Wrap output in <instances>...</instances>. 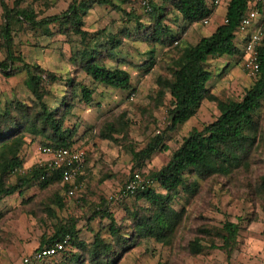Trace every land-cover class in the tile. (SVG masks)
<instances>
[{
	"label": "rangeland",
	"instance_id": "374dc122",
	"mask_svg": "<svg viewBox=\"0 0 264 264\" xmlns=\"http://www.w3.org/2000/svg\"><path fill=\"white\" fill-rule=\"evenodd\" d=\"M17 1L19 8L32 11L36 19H40L63 11L70 0ZM140 1L112 0L118 9L107 5L91 6L83 22L87 28L101 30L95 39L103 44L108 33H118L124 27L132 31L137 21L147 23L149 16ZM145 1L149 7L159 2ZM1 2L11 7L14 0ZM224 11L225 6H217L205 25L195 23L181 37L186 43L193 44L200 36H207L211 27L221 21ZM1 12L0 4V25ZM126 13H131L130 19ZM174 17L172 13L166 16L172 31L181 25ZM11 27L13 49L22 60L59 76L54 83L43 84L47 92L43 102L48 108L57 106L63 95L70 96L65 81L71 77L92 90V100L85 104L76 96L63 123V127L75 129V145L84 148L86 154L84 173L75 193L64 195L59 185L55 184L43 190L33 185L24 188L20 194L15 191L0 198V264H23L22 257L37 249L69 217L77 219L74 224L76 236L86 246L91 243L94 234L103 241L112 242L108 218L92 217L87 221L96 209L99 212L105 209L114 225L119 227L120 234L128 236L133 223L131 212L145 214L150 209L147 202L131 196L115 200L130 172L136 168L130 150H139L153 135L162 132L163 143L168 149L155 152L140 166L142 175L156 171L166 163L192 128L200 129L205 122L217 116L215 99L239 100L253 81V77L243 70L241 57L208 58L206 68L211 77L207 87L213 98L203 99L193 116L173 130H166L168 120L165 111L169 96L164 91V96L157 102L155 78L166 75L164 67L177 55V45L162 47L152 44L155 63L146 72L142 63L148 59L147 51L151 46L132 36L121 40L109 59H101L106 67L121 66L127 71L133 89L127 95L125 91L94 83L82 71L76 70L70 60L81 47L76 34L59 32L58 27L52 24L46 26L48 34L41 29H30L23 23H12ZM3 58L0 40V60ZM24 79L23 71L9 78L0 75V109L14 101L31 104L33 98L24 86ZM256 119L260 138L246 165L227 179H198L186 174L187 182H195L197 186L193 194L178 190L172 199V208H182L184 214L169 244L139 238L116 264H264V205L251 193L258 176L264 172V103L256 112ZM107 122L123 125L119 133L113 135L116 142L100 137ZM44 142L40 136L28 132L13 141L22 159L23 171L44 163L47 157L39 151ZM14 180L15 176L11 175L8 182L13 183ZM58 200L60 206L57 205ZM224 221L237 223L234 242L222 239L225 235L221 229ZM201 226L209 232L199 234ZM193 238L198 240V250L187 245ZM76 251L74 247L67 248L64 256L60 253L38 264L68 263L70 253Z\"/></svg>",
	"mask_w": 264,
	"mask_h": 264
},
{
	"label": "trees",
	"instance_id": "16d2710c",
	"mask_svg": "<svg viewBox=\"0 0 264 264\" xmlns=\"http://www.w3.org/2000/svg\"><path fill=\"white\" fill-rule=\"evenodd\" d=\"M0 4L2 10L0 40L4 52V58L0 60V75L9 78L18 71H23L24 86L33 98L30 105L14 101L4 104L0 109V198L15 191L20 194L24 188L33 185L43 190L55 184L59 185L64 195H68L69 189L73 190L69 196L75 193L84 171L70 182H61L62 168L49 169L44 163L33 165L23 171L22 159L18 156L13 141L22 133L28 132L43 138L47 146L81 147L75 145L73 139L75 129L63 127V123L76 96L85 104H89L92 100V90L82 83L75 82L71 77L65 81L70 96L67 98L65 97L67 95H63L57 106L48 108L43 102V97L47 93L43 84L54 83L59 80V76L40 68L37 64H29L22 60L13 49L12 23H23L30 29H41L44 34H48L46 26L52 24L58 27L59 32L76 34L81 47L70 58L76 70L82 71L94 83L125 91L127 95L133 91L127 71L117 66L106 67L101 59H109L120 41L132 36L151 46L147 51L148 59L142 63L146 72L155 63L152 44L157 43L162 47L177 45V55L164 67L166 75H158L155 78L157 102L159 103L164 96V91L169 96L165 111L168 120L166 130H173L193 116L203 99L213 98L207 87L211 77L206 68L208 58L243 57L241 45L234 32L240 18L248 9L247 0H224L225 12L221 22L216 24L207 36L199 37L193 44L186 43L181 36L191 25L201 23L203 19L207 23L217 6L213 0H159L158 4L150 6L147 10L149 16L147 23L137 21L132 31L124 27L118 33H108L107 40L103 44L95 39L101 30L93 32L83 30V18L94 4L118 9L112 0H70L63 11L40 19H36L32 11L19 8L17 0H14L11 7L2 2ZM170 13L175 14L174 19L181 23L179 29L175 31H172L166 22V16ZM126 14L130 19L131 13ZM256 51L257 71L252 76V83L243 91L240 99L236 101L215 99L217 116L212 121L205 122L200 129L192 128L172 151L165 164L156 171L141 174L140 166L143 161L155 152L168 149L163 143L162 132L153 135L139 150H130L136 168L130 172L127 180L133 172H139L154 181L156 186L126 196L142 199L150 208L145 214L131 212L133 223L128 236L120 234L119 227L114 225L111 215L105 209L100 212L96 209L87 221L89 222L92 217L108 218V232L112 242L103 241L94 234L91 243L86 246L77 239L74 229L77 219L69 217L38 248L50 246L54 241H60L67 236V248L74 247L77 251L70 253L68 263L59 264H85V262L116 264L124 253L136 245L139 238L169 244L184 214L182 208L179 210L172 208V199L178 190L188 195L193 194L197 186L195 182H187L185 175L192 174L198 179L209 177L227 179L234 171L246 165L251 151L258 143L260 129L256 112L264 103V38ZM114 124L116 123H104V130L100 133L102 139L115 141L113 135L119 133L123 125ZM85 159L86 154L82 170L85 168ZM11 175L15 176L13 183L8 182ZM251 193L264 205V172L258 176ZM57 202L60 206V201ZM201 227L199 234L209 232L207 228ZM237 228V223L224 221L221 226L225 232L223 241L234 242ZM197 241V238H193L187 243L188 247L198 250ZM67 248L60 252L61 255L63 253V256L65 255Z\"/></svg>",
	"mask_w": 264,
	"mask_h": 264
},
{
	"label": "built area",
	"instance_id": "2783aa9c",
	"mask_svg": "<svg viewBox=\"0 0 264 264\" xmlns=\"http://www.w3.org/2000/svg\"><path fill=\"white\" fill-rule=\"evenodd\" d=\"M222 1L224 0H213V3L218 5ZM247 3L248 9L240 18L234 34L243 51V70L249 76H253L258 66L256 49L264 38V0H247ZM140 4L144 7V10H149L148 3L145 0H142ZM223 22H225L224 19ZM201 24L205 25L206 20L203 19ZM39 151L47 157L44 164L49 169H63L60 176L61 182H70L80 174L85 155L84 148H63L43 145L39 148ZM155 186V182L151 179L142 176L139 172H133L117 193L115 200L133 194L135 191L154 188ZM72 192L73 190L69 189L67 194L71 195ZM66 248L67 236H64L62 240L54 241L50 246L35 249L28 255L22 257L21 261L23 264H38L46 258L59 254Z\"/></svg>",
	"mask_w": 264,
	"mask_h": 264
},
{
	"label": "crops",
	"instance_id": "0c3cea01",
	"mask_svg": "<svg viewBox=\"0 0 264 264\" xmlns=\"http://www.w3.org/2000/svg\"><path fill=\"white\" fill-rule=\"evenodd\" d=\"M220 5H223V6H225L224 5V1H222V2H220V4H218L217 6H220ZM92 6H95V7H102V6H97V5H92ZM217 6H216V8H217ZM215 8V9H216ZM92 8L90 7V9L87 11V13H86V15L84 16V18L88 15V13H89V11L91 10ZM215 11V10H214ZM225 12V11H224ZM50 16V15H49ZM213 16V13H212V15H211V17ZM222 20V19H221ZM221 22V21H220ZM220 22H218V23H220ZM217 23V24H218ZM83 24H84V26H83V30H85V31H87V32H93L94 31V29H92V28H87L86 26H85V22H83ZM216 25V24H215ZM215 25L213 26V27H211V30L210 31H212L213 30V28L215 27ZM191 27V26H190ZM189 27V28H190ZM103 28V27H102ZM190 29H192V28H190ZM201 37V36H200ZM118 68H121V69H124L123 67H121V66H119ZM125 70V69H124ZM84 171V168H83V170H81V174H82V172Z\"/></svg>",
	"mask_w": 264,
	"mask_h": 264
}]
</instances>
